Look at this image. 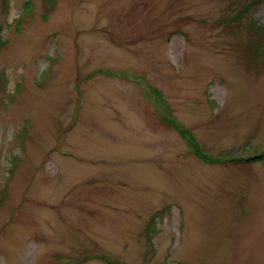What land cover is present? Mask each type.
Returning a JSON list of instances; mask_svg holds the SVG:
<instances>
[{
    "label": "rangeland",
    "instance_id": "1",
    "mask_svg": "<svg viewBox=\"0 0 264 264\" xmlns=\"http://www.w3.org/2000/svg\"><path fill=\"white\" fill-rule=\"evenodd\" d=\"M247 2L0 0V264H264Z\"/></svg>",
    "mask_w": 264,
    "mask_h": 264
},
{
    "label": "trees",
    "instance_id": "2",
    "mask_svg": "<svg viewBox=\"0 0 264 264\" xmlns=\"http://www.w3.org/2000/svg\"><path fill=\"white\" fill-rule=\"evenodd\" d=\"M264 5V0H248L247 3H245V5L242 7V10L239 12H236L234 14V17L232 19V24H235V26L241 27L243 25L247 24V19H249L251 13L258 8L259 6H263ZM253 27V26H252ZM260 36V33L258 30H256ZM261 38V36H260ZM261 154H257L251 157H247L245 159H242L243 161L245 160H255V159H260L261 158Z\"/></svg>",
    "mask_w": 264,
    "mask_h": 264
}]
</instances>
